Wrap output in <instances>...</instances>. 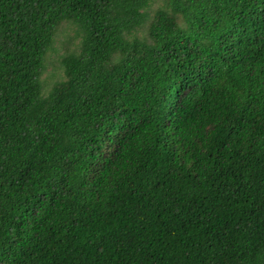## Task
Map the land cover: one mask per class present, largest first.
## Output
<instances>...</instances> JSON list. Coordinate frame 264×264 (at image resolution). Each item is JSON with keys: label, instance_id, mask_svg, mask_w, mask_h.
Returning a JSON list of instances; mask_svg holds the SVG:
<instances>
[{"label": "trees", "instance_id": "1", "mask_svg": "<svg viewBox=\"0 0 264 264\" xmlns=\"http://www.w3.org/2000/svg\"><path fill=\"white\" fill-rule=\"evenodd\" d=\"M0 264H264V0H0Z\"/></svg>", "mask_w": 264, "mask_h": 264}, {"label": "rangeland", "instance_id": "2", "mask_svg": "<svg viewBox=\"0 0 264 264\" xmlns=\"http://www.w3.org/2000/svg\"><path fill=\"white\" fill-rule=\"evenodd\" d=\"M158 4V1H153L150 10L156 8ZM78 40L76 26L63 21L56 31L53 49L47 53L44 69L40 76L44 94L55 82L63 79L61 57L76 48Z\"/></svg>", "mask_w": 264, "mask_h": 264}]
</instances>
